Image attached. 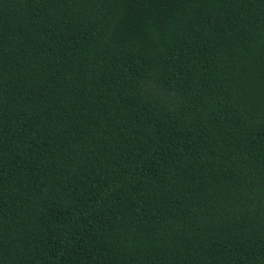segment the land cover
Returning a JSON list of instances; mask_svg holds the SVG:
<instances>
[{"label":"trees","instance_id":"1","mask_svg":"<svg viewBox=\"0 0 264 264\" xmlns=\"http://www.w3.org/2000/svg\"><path fill=\"white\" fill-rule=\"evenodd\" d=\"M0 264H264V0H0Z\"/></svg>","mask_w":264,"mask_h":264}]
</instances>
